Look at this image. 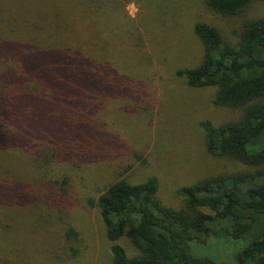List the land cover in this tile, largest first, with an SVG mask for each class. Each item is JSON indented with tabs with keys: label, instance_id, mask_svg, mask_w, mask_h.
Listing matches in <instances>:
<instances>
[{
	"label": "rangeland",
	"instance_id": "rangeland-1",
	"mask_svg": "<svg viewBox=\"0 0 264 264\" xmlns=\"http://www.w3.org/2000/svg\"><path fill=\"white\" fill-rule=\"evenodd\" d=\"M84 1L85 8L76 6L79 0H0V41L19 42L24 32L46 24V18H56L62 28L65 23L54 16H83V50L93 67V79L82 90L73 85L67 95H56L60 97L54 103L50 99L46 104L54 116L23 127L26 152L12 147L5 135L10 129L7 118H0V148L6 152L0 153V179L7 215L13 219L10 232L16 233L6 264H110V244L97 208L87 199L94 202L118 179L137 184L152 178L158 200L177 209L179 188L245 169L208 155L199 127L204 121L213 126L232 121L238 112L215 107L213 87L189 88L175 72L201 62L194 24L213 27L233 44L243 21L264 19V0L232 17L209 12L204 0ZM91 7L93 12L87 13ZM71 21L70 29L75 27ZM23 51L11 62L0 53V68L21 73L22 66L11 64L20 61ZM26 94L37 102L38 93ZM38 141L55 152L41 169L37 165L44 162L42 156L34 153ZM30 151L31 158L37 156L36 165L25 158ZM68 228L77 233L75 239L64 236ZM228 242L206 241L203 253L229 261L246 244ZM115 244L134 254L125 239Z\"/></svg>",
	"mask_w": 264,
	"mask_h": 264
},
{
	"label": "trees",
	"instance_id": "trees-1",
	"mask_svg": "<svg viewBox=\"0 0 264 264\" xmlns=\"http://www.w3.org/2000/svg\"><path fill=\"white\" fill-rule=\"evenodd\" d=\"M254 1L204 0V5L211 13L232 17L241 15ZM75 4L85 8L87 3L79 0ZM90 11L92 7L87 13ZM54 17L65 23L62 28L56 25V18H46L43 26L24 32L23 40L0 41V53L8 62L26 49L20 61L11 64L22 66L21 73L0 68V118H7L10 129L5 135L18 153L27 151L23 127L33 126L30 121L38 126L43 118L54 116L46 110L50 99L54 103L60 97L56 95H67L73 85L82 90V85L93 79L92 63L82 44L83 16ZM71 19L75 27L70 29ZM193 33L202 47L201 62L192 69L177 70L175 76L183 78L189 88L213 87L212 105L238 112L232 121L217 126L204 121L199 127L208 155L245 169L208 176L179 188L176 193L181 206L177 209L158 200L152 178L137 184L118 179L94 202L87 199L89 206L97 208L110 244V264H264V19L243 21L233 44L205 23L194 24ZM28 91L39 94L35 98L38 103L27 96ZM38 142L34 153L42 156L44 162L36 166L41 169L55 152ZM0 153L6 152L0 148ZM34 153L30 151L25 158L36 165L37 156L30 157ZM18 157L25 160L23 155ZM4 191L0 179V264H6L4 257L13 252L11 242L16 234L10 232L13 219L7 215L10 210ZM64 236L75 239L77 233L68 228ZM120 239L130 244L134 254L127 255L115 244ZM230 240L246 244L229 261L203 253L206 241L225 244Z\"/></svg>",
	"mask_w": 264,
	"mask_h": 264
}]
</instances>
